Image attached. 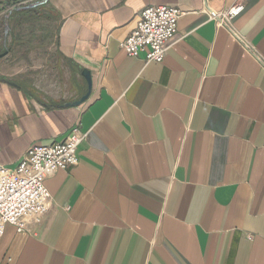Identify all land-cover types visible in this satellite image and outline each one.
<instances>
[{
  "label": "crops",
  "instance_id": "0c3cea01",
  "mask_svg": "<svg viewBox=\"0 0 264 264\" xmlns=\"http://www.w3.org/2000/svg\"><path fill=\"white\" fill-rule=\"evenodd\" d=\"M236 1L243 41L211 17ZM18 2L0 0V161L84 140L0 264H264V0ZM158 5L183 12L164 59L128 57Z\"/></svg>",
  "mask_w": 264,
  "mask_h": 264
},
{
  "label": "built area",
  "instance_id": "2783aa9c",
  "mask_svg": "<svg viewBox=\"0 0 264 264\" xmlns=\"http://www.w3.org/2000/svg\"><path fill=\"white\" fill-rule=\"evenodd\" d=\"M26 0L18 2L21 6ZM245 9L243 1H236L222 12L211 17L230 30L239 40L242 37L232 28V21ZM182 10L176 6L158 5L144 8L127 39L121 43L126 55H142L146 62H161L167 44L178 33ZM78 125L74 126L64 141L52 145H33L15 166L7 167L0 161V238L8 225L23 232L27 223H39L51 204V192L46 178L79 163L78 146L84 140ZM1 150V146H0Z\"/></svg>",
  "mask_w": 264,
  "mask_h": 264
},
{
  "label": "water",
  "instance_id": "95a60500",
  "mask_svg": "<svg viewBox=\"0 0 264 264\" xmlns=\"http://www.w3.org/2000/svg\"><path fill=\"white\" fill-rule=\"evenodd\" d=\"M26 1H28V0H26ZM2 56H3V54H0V57H2ZM82 75H83V77H84L85 79H87V81H88V90H87V92H86V95H85L82 99L73 102L74 105H79V104H81L82 102H84V101L88 98V96L90 95L89 93H90V91H91V89H92L91 72L85 69V70L82 72Z\"/></svg>",
  "mask_w": 264,
  "mask_h": 264
},
{
  "label": "trees",
  "instance_id": "16d2710c",
  "mask_svg": "<svg viewBox=\"0 0 264 264\" xmlns=\"http://www.w3.org/2000/svg\"><path fill=\"white\" fill-rule=\"evenodd\" d=\"M19 1H23V0H19Z\"/></svg>",
  "mask_w": 264,
  "mask_h": 264
}]
</instances>
